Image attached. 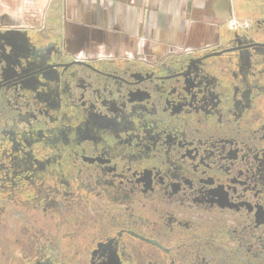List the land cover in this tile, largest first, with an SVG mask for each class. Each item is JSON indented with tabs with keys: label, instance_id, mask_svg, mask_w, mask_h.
I'll use <instances>...</instances> for the list:
<instances>
[{
	"label": "flooded vegetation",
	"instance_id": "1",
	"mask_svg": "<svg viewBox=\"0 0 264 264\" xmlns=\"http://www.w3.org/2000/svg\"><path fill=\"white\" fill-rule=\"evenodd\" d=\"M251 28L210 51L93 63L1 30L0 264H264ZM18 219L56 224L42 242L20 229L35 258Z\"/></svg>",
	"mask_w": 264,
	"mask_h": 264
},
{
	"label": "crops",
	"instance_id": "2",
	"mask_svg": "<svg viewBox=\"0 0 264 264\" xmlns=\"http://www.w3.org/2000/svg\"><path fill=\"white\" fill-rule=\"evenodd\" d=\"M230 18L251 23L254 38L264 39V0H0V31L64 39L68 51L94 57L139 55V37L159 58L202 52L233 36ZM127 36L134 48L125 49Z\"/></svg>",
	"mask_w": 264,
	"mask_h": 264
},
{
	"label": "rangeland",
	"instance_id": "3",
	"mask_svg": "<svg viewBox=\"0 0 264 264\" xmlns=\"http://www.w3.org/2000/svg\"><path fill=\"white\" fill-rule=\"evenodd\" d=\"M65 18H66L65 14L63 15V13H62V19L65 20ZM70 18H72V17H70ZM60 20H61V18H60ZM250 24L247 23L246 21L237 20L235 18H230L227 21L226 26H227V28L230 31L240 32V33H247L248 29L250 27ZM259 30H261V29H259ZM256 33L260 34V31H257ZM131 37L132 36H127L125 49L129 48V47L130 48H134L133 46H134V42L135 41H133L134 39H132ZM259 39H261V38H259ZM57 43L60 45L61 52L63 54H65L66 59H69V60H72V61L77 60V61H83V62H87V63H93V62H103V61H112V60H135L136 58L137 59H149V58L152 59V58L155 57V55H153L154 52L153 53L152 52L148 53L146 47H144V45H145L144 43H146V40H145L144 37H139V43L141 44V49L139 51L140 52L139 55L138 54L137 55H135V54H124V55H119L118 56L116 54H112V55L104 54V55H101V57L100 56L99 57H94L92 54L88 53L87 51H83V49H78V50H75V51H68L66 49V45H65V40L64 39H57ZM214 48H212V49H214ZM210 50H211V48H208V49H205L204 51H210ZM189 53H192V51H185L184 52V54H189ZM156 57H158V56H156ZM27 216H28V213H27ZM22 221H24V220L18 219L17 222H16V227L14 226V228H16L17 231H18L17 232V237L15 239H18V240L22 239L24 241V244H26L28 242V245H29L28 246L29 247L28 248V250H29L28 253L30 255L29 259H32V258H35V257H33L34 255H37V245L35 246V243H33L34 236L33 237L31 236L29 240H27L26 238L24 240V235L21 233L20 229L24 228L25 232H28V231L30 232V235H32V233H34V232L38 233L39 235L42 234V235H40L41 238L43 237V239L41 240V242H42V241L46 240L47 236L49 237L51 235L50 237H53L55 235L54 227H55L56 224L54 222H48V223L45 224L46 227H44L42 225L38 226V224H36L32 219H30V222L28 221L27 223L25 221L26 224L22 223ZM2 227L3 228H8V225L6 226L4 224V225H2ZM26 229H28V231ZM0 230H1V226H0ZM2 232H3V235H4V232L6 233V231H2ZM6 235H9V234L7 233ZM1 239H4L2 241V243H5V240H7L6 237H3ZM13 245H15V247L17 246V248L20 249V251L16 255L18 257L19 254H21V250H22V247L20 246V242L18 243V242L15 241V243H13Z\"/></svg>",
	"mask_w": 264,
	"mask_h": 264
}]
</instances>
